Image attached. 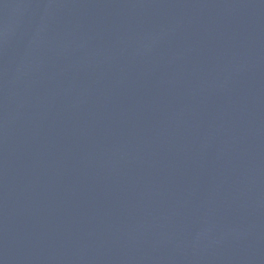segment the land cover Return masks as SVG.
Returning <instances> with one entry per match:
<instances>
[{"label": "water", "instance_id": "obj_1", "mask_svg": "<svg viewBox=\"0 0 264 264\" xmlns=\"http://www.w3.org/2000/svg\"><path fill=\"white\" fill-rule=\"evenodd\" d=\"M0 264H264V0H0Z\"/></svg>", "mask_w": 264, "mask_h": 264}]
</instances>
